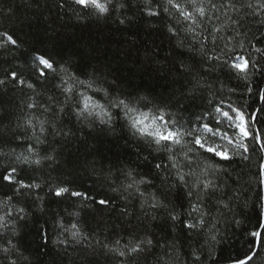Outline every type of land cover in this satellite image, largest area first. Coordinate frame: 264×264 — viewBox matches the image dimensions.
<instances>
[{
  "label": "snow or ice",
  "instance_id": "6c2138e0",
  "mask_svg": "<svg viewBox=\"0 0 264 264\" xmlns=\"http://www.w3.org/2000/svg\"><path fill=\"white\" fill-rule=\"evenodd\" d=\"M56 6L70 10L77 20L115 19L132 25L139 16L159 21L175 44L163 61L155 59L158 53L146 51L145 56L174 78L162 77L166 84L160 91H128L117 79H107L110 72L84 70L73 55L61 54L51 42L22 38L14 27L0 30V61L9 65L0 73V99L9 87L19 90L25 94L20 103L28 110L23 123L17 122L22 134L0 130V264H31L21 251V225L31 222L42 248L48 246L51 227L57 233L52 243L64 245L70 258L67 246L89 239L83 230L86 218L99 227L100 213L118 211L121 217L136 218L129 209L137 206L141 217L149 222L165 219L178 235L160 243L154 233L124 228L123 235L112 232L108 242L95 240L101 249L123 258L119 264H136L142 256L155 255L154 248L165 250L156 264H173L165 256L175 251L179 237L187 238L189 248L187 260L176 258L175 264H253L264 251V213L257 212L253 224L243 211L246 203L240 213L233 211L235 198L227 195L221 162L249 161L248 153L257 146L264 152V0H59ZM8 15L15 10L9 8ZM248 16L260 25L255 31L251 25L244 28ZM147 28L159 30L152 23ZM226 31L231 34L225 36ZM207 61L213 62L209 71L237 82L231 93L242 89L238 105L197 103L205 100L198 93L203 89L200 69ZM193 107L202 111L192 112ZM73 120L89 129L97 122L110 132L117 125L126 128L137 141L145 170L109 166L97 172L93 167L94 185L62 175H36L45 162L51 166L62 156L57 144L62 148L75 135L69 127ZM13 143L16 148L10 147ZM261 161L257 176L264 184V157ZM52 202L61 208L51 210Z\"/></svg>",
  "mask_w": 264,
  "mask_h": 264
},
{
  "label": "trees",
  "instance_id": "16d2710c",
  "mask_svg": "<svg viewBox=\"0 0 264 264\" xmlns=\"http://www.w3.org/2000/svg\"><path fill=\"white\" fill-rule=\"evenodd\" d=\"M58 2L59 0H0V10H2L0 30L14 27L22 38L51 42L61 54L73 55L79 67L84 70L91 72L93 69L99 68L110 72L111 75L107 76V79L109 81L117 79L128 91L146 92L150 89L160 91L166 84L162 77H167L168 81L174 78L172 74L162 69L161 64L155 63L145 56L146 51L158 53L155 59L163 61L165 55L171 51V46L175 44V39L169 41V33L160 26L159 21L142 20L139 16L132 25H121L115 19L77 20L70 10L57 8ZM252 2L255 4L256 0H252ZM9 8L15 10V15L10 18ZM128 15L131 16L132 13H128ZM149 23L155 24L159 30L148 29ZM250 25L252 26L251 31L260 27L258 21L248 16L244 20V28H248ZM251 31L247 39H251ZM230 34V31L224 33L225 36ZM184 35L181 33L180 38L184 39ZM247 39H245L246 44ZM188 42L185 40V44ZM209 54L212 53L209 51ZM212 63V61H207L200 69L203 76L201 81L203 89L198 94L203 95L205 100L197 101V103H203L205 107H209V101L218 103L223 100L225 107L229 102L238 105L240 103L239 93L242 89L238 88L236 94L231 93L229 89L236 88L237 82L229 81L219 71H209ZM8 67L7 63L0 61V73ZM158 69L160 70L158 71ZM73 70L75 71V69ZM175 87L179 88V85ZM23 99H25V94L19 90H13L11 87L2 96L0 115H4V118L0 120V130L9 134L12 131L23 133L22 128H17V122L23 123L28 114V110L24 109L20 103ZM191 111L199 113L202 109L193 107ZM184 116L187 118L188 114L184 113ZM261 117L264 119V113L261 114ZM69 127L73 128L75 135L66 140L62 148L57 144V150L62 152V156H58L57 163L51 166L45 162V166L36 175L44 176L45 179H47L46 174L52 177L62 175L65 178L86 183V185H94L97 177L92 175L93 167L97 172L101 168L107 171L109 166H114V168L140 167L141 171L145 170L142 167V161L137 156L139 147L137 141L126 128L117 125L115 131L110 132L97 122L93 129H89L75 124L74 120L69 123ZM8 147L5 145L6 151ZM10 147L16 148V144L13 143ZM16 150L19 152L22 149L17 148ZM43 154L41 152V155ZM142 155H147V152H142ZM248 155L250 156L249 161H240L239 159L233 162L223 161L221 166L226 169L223 179L227 184V195L235 198L231 204L233 211L240 213L241 206L246 203L247 206L243 208V211L253 218L254 224L257 212L264 213V184L259 183L261 177L257 176L264 152L259 151L257 146L256 150L250 151ZM233 181L236 182L233 183ZM156 183L159 184L160 181L157 180ZM258 195L260 199H257ZM117 203L123 206L122 201L118 200ZM49 207L53 211L61 208L55 202H52ZM63 207H67V205ZM67 210L73 211L72 208ZM129 211L133 212L136 218L133 216L121 217L118 211L100 213L97 219L100 220L103 217V220L99 227L95 222L86 218L83 230L89 233V239L85 240L82 245L70 243L67 246L68 252L71 253L70 258L65 256L64 245L52 243L57 239V233L51 227L48 246L42 248L43 242L36 236L32 224L29 222L27 227L23 225L20 227L21 251L29 257L31 264H72L73 260H76L78 264H89V262L119 264V260L123 258H116L113 254L101 249L95 245V240H100L102 243L108 242L113 238L112 232H120L123 235L124 228L140 232L141 235L145 230L149 234L154 233L153 239L160 243H165L166 240H171L178 235L166 227L165 219L149 222L140 216L138 206L135 209L130 208ZM224 211L226 219L230 220L231 215L226 210ZM224 226L222 222L221 227ZM63 238L60 237V239ZM179 241L175 251L169 250V255L165 256L166 260L171 257L173 264H175L176 258L187 260L189 242L186 237H179ZM88 244H93L94 247L88 248ZM73 247H76V252H72ZM152 251L155 255L142 256L136 264H156L157 256H164L165 252L162 248H154ZM232 254L236 255V252L233 251ZM125 264H132V262L126 260ZM253 264H264V251Z\"/></svg>",
  "mask_w": 264,
  "mask_h": 264
}]
</instances>
